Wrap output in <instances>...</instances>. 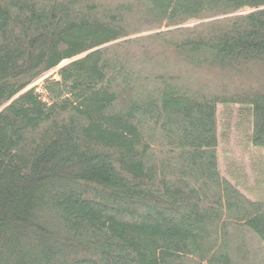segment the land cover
Listing matches in <instances>:
<instances>
[{
	"label": "trees",
	"instance_id": "1",
	"mask_svg": "<svg viewBox=\"0 0 264 264\" xmlns=\"http://www.w3.org/2000/svg\"><path fill=\"white\" fill-rule=\"evenodd\" d=\"M0 264H264V0H0Z\"/></svg>",
	"mask_w": 264,
	"mask_h": 264
},
{
	"label": "rangeland",
	"instance_id": "2",
	"mask_svg": "<svg viewBox=\"0 0 264 264\" xmlns=\"http://www.w3.org/2000/svg\"><path fill=\"white\" fill-rule=\"evenodd\" d=\"M47 77H49V76H47ZM42 84H43V81H39L37 84H34L33 87H35V89L37 90V92L42 93V90H41Z\"/></svg>",
	"mask_w": 264,
	"mask_h": 264
}]
</instances>
